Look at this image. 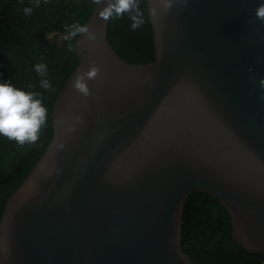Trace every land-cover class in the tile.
Instances as JSON below:
<instances>
[{
	"label": "water",
	"instance_id": "water-1",
	"mask_svg": "<svg viewBox=\"0 0 264 264\" xmlns=\"http://www.w3.org/2000/svg\"><path fill=\"white\" fill-rule=\"evenodd\" d=\"M146 1L151 63L113 50L105 4L84 24L96 39H76L51 141L6 199L0 264H195L180 250L195 191L224 206L232 241L264 251L262 0ZM93 63L84 97L72 82Z\"/></svg>",
	"mask_w": 264,
	"mask_h": 264
},
{
	"label": "trees",
	"instance_id": "trees-1",
	"mask_svg": "<svg viewBox=\"0 0 264 264\" xmlns=\"http://www.w3.org/2000/svg\"><path fill=\"white\" fill-rule=\"evenodd\" d=\"M138 2L144 24L132 31L129 14L110 19L107 40L126 62L147 64L155 60L153 31L147 1ZM34 4L35 0H0V83L39 93L47 109L46 125L35 144L20 146L0 136V219L6 199L49 145L55 99L78 65L74 50L78 36L66 41L65 29L73 23L84 25L96 6L92 0H40L38 7ZM24 7H33L31 16L24 15ZM38 63L48 65L43 77L34 70ZM42 79H49L52 89H43ZM180 250L195 264H264V251L250 253L232 241L231 221L224 206L199 191L184 201Z\"/></svg>",
	"mask_w": 264,
	"mask_h": 264
},
{
	"label": "clouds",
	"instance_id": "clouds-1",
	"mask_svg": "<svg viewBox=\"0 0 264 264\" xmlns=\"http://www.w3.org/2000/svg\"><path fill=\"white\" fill-rule=\"evenodd\" d=\"M47 2V0H45ZM95 5L105 4L97 15L103 21L110 19L123 18L125 14H129L131 21V30L135 31L144 24L143 13L140 11L138 0H92ZM40 0H35L34 6L38 7ZM165 8H171V0H165ZM33 7H24L23 13L31 16ZM255 20H259L264 25V0L255 9ZM254 20H248V24H253ZM64 36L66 41L83 35L89 41L96 39V34L90 31L88 25L73 23L68 26ZM68 50L72 51L71 43L68 44ZM34 70L40 76H44L48 70L46 63H38L34 66ZM252 71L251 68L248 69ZM100 74V69L91 64L87 71L79 73L72 82V86L76 92L84 97L90 95L89 81L95 80ZM259 85L264 89V78L260 79ZM40 86L47 90L52 89L49 79H42ZM39 97V98H38ZM264 101V92L259 96ZM47 122V109L43 105V97L36 92L24 91L13 86L9 82L0 83V136L5 137L9 141H14L17 145L35 144L40 137L42 128Z\"/></svg>",
	"mask_w": 264,
	"mask_h": 264
},
{
	"label": "rangeland",
	"instance_id": "rangeland-1",
	"mask_svg": "<svg viewBox=\"0 0 264 264\" xmlns=\"http://www.w3.org/2000/svg\"><path fill=\"white\" fill-rule=\"evenodd\" d=\"M50 38H53V34L49 36Z\"/></svg>",
	"mask_w": 264,
	"mask_h": 264
}]
</instances>
